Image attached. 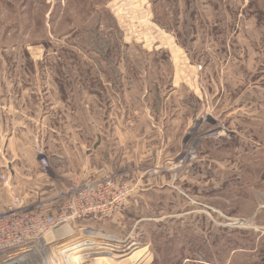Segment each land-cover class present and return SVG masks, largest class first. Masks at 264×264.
<instances>
[{
	"label": "rangeland",
	"instance_id": "rangeland-1",
	"mask_svg": "<svg viewBox=\"0 0 264 264\" xmlns=\"http://www.w3.org/2000/svg\"><path fill=\"white\" fill-rule=\"evenodd\" d=\"M79 190L0 264H264V0H0V210Z\"/></svg>",
	"mask_w": 264,
	"mask_h": 264
},
{
	"label": "built area",
	"instance_id": "built-area-1",
	"mask_svg": "<svg viewBox=\"0 0 264 264\" xmlns=\"http://www.w3.org/2000/svg\"><path fill=\"white\" fill-rule=\"evenodd\" d=\"M116 196L111 199L110 204L113 206L116 201L121 198ZM97 196L89 198L84 191L79 190L76 201L68 203L64 213L67 215H50L49 213H41L35 210L28 211L21 205V202L15 198V204L10 205L5 210H0V260L12 252L20 250L28 242L36 239L41 233L51 230L53 225L67 223L68 219L74 216L86 217L90 213H101L105 204V197ZM94 202V204H92ZM36 208H39L36 206ZM46 226H51L49 230H45ZM44 230V231H43ZM6 258V257H5Z\"/></svg>",
	"mask_w": 264,
	"mask_h": 264
},
{
	"label": "bare ground",
	"instance_id": "bare-ground-1",
	"mask_svg": "<svg viewBox=\"0 0 264 264\" xmlns=\"http://www.w3.org/2000/svg\"><path fill=\"white\" fill-rule=\"evenodd\" d=\"M80 231V230H79ZM74 233H71L67 236H64V237H61L63 242L65 243H62V244H65V247L67 248H70V249H73L75 250L77 253H80L81 255H83L82 253L86 254L83 255L82 257H87V255L90 254V252H96L95 250L97 249H105L107 247H110V246H117L120 244V242H113V243H117V245H111L112 242L106 240V238H103V237H98V236H91L89 234H81V233H75L74 235H72ZM32 242V241H31ZM39 243V242H37ZM36 243V244H37ZM111 243V244H110ZM32 245V244H31ZM38 246V245H37ZM30 247V246H29ZM118 247V246H117ZM32 248V247H31ZM119 248V247H118ZM30 249V248H29ZM33 249V248H32ZM39 250H41L40 248H38ZM83 249H86L83 251ZM35 250V249H34ZM102 250L98 252V254H102ZM33 251V250H32ZM42 251V250H41ZM98 251V250H97ZM111 252H114V249H110ZM23 252V251H22ZM31 252V251H30ZM34 252V251H33ZM40 252V251H39ZM116 252V251H115ZM32 253V252H31ZM97 253V252H96ZM15 254V253H14ZM36 254H37V251H36ZM109 256H111L110 253H107ZM10 255V254H9ZM12 255V254H11ZM35 255V254H34ZM79 255V254H78ZM23 256V255H22ZM21 256V257H22ZM80 257V256H79ZM119 257V256H118ZM12 258H15V256L13 257H10L9 259H12ZM18 258V256H17ZM111 258V257H110ZM25 259V258H24ZM104 259V257L101 258V260ZM14 260V259H13ZM21 260V259H19ZM23 261V260H22ZM26 261V260H24ZM99 260H97L96 264L98 263H101L100 261L98 262ZM3 262V261H2ZM5 262V261H4ZM3 262V263H4ZM18 262V259H16V261H10L8 260V262L4 263V264H19L17 263ZM27 262V261H26ZM32 262V261H31ZM2 263V264H3ZM107 263V262H106ZM25 264V263H24ZM28 264V262H27Z\"/></svg>",
	"mask_w": 264,
	"mask_h": 264
}]
</instances>
